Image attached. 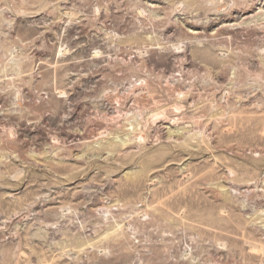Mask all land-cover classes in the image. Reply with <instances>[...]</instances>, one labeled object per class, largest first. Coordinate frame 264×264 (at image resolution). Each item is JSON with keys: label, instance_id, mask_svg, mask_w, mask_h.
I'll return each instance as SVG.
<instances>
[{"label": "rangeland", "instance_id": "1", "mask_svg": "<svg viewBox=\"0 0 264 264\" xmlns=\"http://www.w3.org/2000/svg\"><path fill=\"white\" fill-rule=\"evenodd\" d=\"M0 264H264V0H0Z\"/></svg>", "mask_w": 264, "mask_h": 264}]
</instances>
